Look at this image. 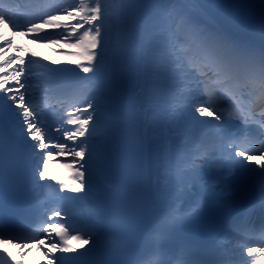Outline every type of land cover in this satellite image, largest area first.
Segmentation results:
<instances>
[{"label":"bare ground","instance_id":"1","mask_svg":"<svg viewBox=\"0 0 264 264\" xmlns=\"http://www.w3.org/2000/svg\"><path fill=\"white\" fill-rule=\"evenodd\" d=\"M11 1L5 0V3L11 5ZM43 1L39 0L25 10L27 20L21 21L17 27L29 25L31 21L39 22L44 19L43 15L63 14L62 8L74 2V0H52L53 2L44 8ZM197 1L206 7L214 8V11L225 6L217 0ZM75 2L78 3L79 0ZM229 13L233 15L230 22L236 23L237 30L232 31L228 28L220 32L256 53L264 49V33L259 26L258 14L251 9H231ZM106 14L108 13L103 12V15ZM111 14L116 25L113 26L109 21L104 23L103 31H110L112 28V33L110 37L103 38V47L97 49L100 53L99 63L94 64L95 73L90 72L94 73L92 77L94 81L96 80L93 84L87 83L84 86V81L88 80V77L73 65L74 57L67 55L77 53L78 49L68 47L63 42L36 43L27 36L17 37L15 40L18 45L22 44L28 49L27 53L30 56L27 60L34 61L26 66L29 72L34 73L31 78L37 86L35 91L38 92L40 102L52 94L55 100L61 99L65 104L77 101L75 105H80L83 109L91 102L95 108V111L88 108L87 112L83 113L85 116L89 113L94 116V122L89 124V133H86L89 137L91 158L85 157L89 160L88 179L92 186L91 193L85 196L84 193H71L67 190L60 192L61 183L70 181L74 175L73 169L78 165L69 168L59 162L51 161V156L47 164L49 181L45 179L41 181L37 176L36 183L33 184L30 175V182L34 185V190L38 191V197L43 201L47 211L67 208V205L72 206L74 210L82 208L90 215L86 224L95 225V230L92 232L95 243L90 238L88 245L83 249L78 248L74 253H56L55 256L61 264L63 261L78 264L97 250L100 242L98 232L102 223L105 224L108 220L113 198L114 172L119 159L120 143L126 133H130V137L135 140L138 164L150 208L149 215L156 221L162 222L184 217V212L192 208L194 195L219 199L231 192L223 189L222 181L245 170L229 163L228 151L224 149L221 140L235 138L242 131L241 129H248L252 125L249 119L257 118L255 111L264 108V83L258 72L250 67L241 68L227 77H212L214 82L210 86L209 97L201 93L203 83L195 91L192 90L193 86L189 83L191 77L187 74L190 69L182 53L184 50L180 45L176 46L173 38L181 24L180 11L173 0H129L124 4L116 0ZM198 15L203 17V13ZM136 22L140 31L134 28ZM197 29L215 32L202 28L200 22L197 23ZM60 31L62 30L46 28L41 35L46 40H54ZM26 41L31 43V46H28ZM175 46L178 47L176 52L178 54H175ZM31 53L37 55L32 57ZM17 55L19 53L11 49L6 51V56ZM52 61L58 63L53 64ZM51 68L72 69L75 74L72 72L53 74L48 71ZM6 74L0 72V75ZM79 87L82 88L80 94L74 99V93ZM206 102L224 113L226 124L221 121L222 127L217 128L216 121L211 117L197 116L195 121L193 120L194 105ZM26 103L31 106L28 100ZM243 110L249 113H244ZM77 115L80 113L75 112L74 116ZM58 118L62 120L60 123L62 131L57 132V136H62L65 129L75 127L67 125L66 119L60 117V114L51 115L48 121L53 123ZM200 120L208 122H196ZM19 129L20 124L11 114H7L3 121V131L14 137L32 170L36 167L29 147L32 141L25 135L21 138ZM84 139L85 137H80L76 143L79 144ZM49 151L56 150L50 148ZM260 151L261 148L253 149V163L247 166L249 169L261 163L259 155L255 154ZM201 152L203 155L198 159V154ZM206 155L208 158H205ZM231 155L235 157V152L231 151ZM214 156L216 157L211 159ZM68 158L73 159L71 155L62 157L63 160ZM235 159L242 158L235 157ZM193 162L197 172L195 176L192 174ZM213 164L214 167H211ZM210 189H215V192ZM64 196L80 199L69 203L60 200ZM178 209L181 211L177 212ZM52 223L50 222V225ZM57 223L62 226L66 224L65 221ZM74 232L75 230L70 234L74 235ZM40 240H44V244L37 248L36 245ZM50 240L58 244L61 242L60 237L52 232L51 228L30 245L24 244L23 248L20 245L0 242V249H3L0 251V258L11 259L14 256L16 260H23L27 264L47 262L48 257L43 253L53 251L50 248ZM260 240L259 245L246 246L238 255L235 248L228 247L224 242L220 244L229 252L231 259L235 260L233 264H252L253 257L247 255V248L264 247V237ZM77 243L73 242L72 246L76 247ZM8 253H11V256ZM81 253L86 254L81 255ZM254 257H256L254 264H264V255L254 254Z\"/></svg>","mask_w":264,"mask_h":264},{"label":"snow or ice","instance_id":"2","mask_svg":"<svg viewBox=\"0 0 264 264\" xmlns=\"http://www.w3.org/2000/svg\"><path fill=\"white\" fill-rule=\"evenodd\" d=\"M121 4L129 2V0H119ZM218 3L225 5L231 9L237 10H253L258 14L259 26L261 32L264 33V0H217ZM106 0H79L78 3L62 8L63 14H50L47 18L41 19L39 22L31 21L29 25L24 27H17L14 16L5 10V0H0V72L7 73L0 75V233L4 231L3 219V199L4 193L7 188L8 177V164H9V147L5 141L3 134V121L7 114L15 119L20 124L19 135L22 138L24 133L32 141L29 146L32 150L31 155L36 164L32 169L31 180L36 183V176L39 180L43 181L47 175L48 158L53 155L64 156L71 155L73 157L72 163L67 164L66 167L73 168V165H78L74 168V175L70 181L62 182L59 191L64 192L67 190L71 193H84L88 196L91 193V184L89 183V160L85 157L91 158V147L88 144L89 124L94 122L92 113L84 115L88 108H92L93 104L89 102L86 108H75L74 112L80 115H69L66 119L67 125L75 126L74 128L65 129L63 131L64 140L71 142V144L56 143L46 138L45 132L37 121L39 117L31 106L26 103L25 92L26 89V65L33 63L31 59H25V53L28 52L22 44L15 42L17 37L27 36L36 43H60L63 42L66 46L76 48L77 53H68L67 55L73 56L72 63L76 65L80 72L88 74L94 72V64L99 63L100 53L97 52L98 48L103 47V11ZM74 21V23H73ZM87 26V27H86ZM46 28L62 30L57 34L54 40H46L41 35L42 31ZM83 30V31H81ZM181 48L184 50V60L190 71L187 73L190 77V84L193 86V91L199 88L201 83H205L212 77H227L233 72L241 68H252L258 72L259 77L264 83V49L259 53L248 48L245 45L232 40L227 34L223 32H207L202 29H188L185 32L183 41L180 42ZM5 49H11L19 55L6 56ZM36 53H31L35 57ZM42 59V58H41ZM57 64V61H52ZM11 68V71H9ZM50 73L59 72H72V69H48ZM201 77L202 79H197ZM24 80L25 82H22ZM14 82L13 87L8 85ZM20 89H25L21 92ZM18 110V111H16ZM211 117L216 121L215 127H222L221 121L227 123V119L217 107L210 103H203L194 105L193 120L196 117ZM198 123H207L206 120L196 121ZM60 129H57L59 131ZM80 137H85L77 144ZM222 144H225V139L222 138ZM55 149V153L49 149ZM78 149V150H77ZM225 150L229 154V163L231 165H238L242 170L252 172L254 169H249L247 166L253 163V154L247 153L242 148H235L231 143L225 144ZM110 151V149H109ZM231 151L235 152V157L242 159H235L232 157ZM259 155L261 163L256 167L260 169L258 175L264 177V149L255 153ZM76 158H79L77 160ZM82 161V163H81ZM194 164V162H193ZM194 176L197 174L195 164L193 167ZM213 193L215 189H210ZM79 197H61V200L72 202ZM199 205H195L190 211L184 212L185 216H194L198 214ZM181 210H177L180 212ZM68 215L66 207L54 210L52 216L60 217L64 220ZM51 219V217H49ZM51 228L60 237V243L50 240V248L54 251L51 253L44 252L43 255L48 257L47 264H61L60 260L56 258V253H74L79 249H83L90 243V238L95 243V237L92 232L95 230L94 224H86L82 229L83 235H71V230L67 224L63 226L60 223L53 222L51 225H46L44 231L47 232ZM11 243L9 239L5 241ZM73 242H78L76 247H73ZM44 244V240L37 243V248ZM25 245L20 244L23 248ZM3 251V249H0ZM86 253H81L85 255ZM254 254L264 255V247H248L247 255L253 257L252 264H254ZM11 256V253H8ZM12 260L16 258L12 256Z\"/></svg>","mask_w":264,"mask_h":264},{"label":"rangeland","instance_id":"3","mask_svg":"<svg viewBox=\"0 0 264 264\" xmlns=\"http://www.w3.org/2000/svg\"><path fill=\"white\" fill-rule=\"evenodd\" d=\"M114 1L115 0H106V3L104 5V11H103L105 13H108L107 16L105 15L106 21L110 20L109 18H110L111 12L113 10V6L115 3ZM173 3H175V6L178 7V9L180 11V17H181V24L177 28V31H175V34L173 36L174 41L177 43L176 46H178L180 44V42L183 41V39H184V36L182 33L186 32V30H188V29H197V23L198 22L201 23V26L203 28L208 29V30H212L215 32H217V31L220 32L221 30L228 29V28L232 29V31L237 30L236 23L230 22V19H231V17H233V15H230L229 12L231 9L228 7L222 6L221 8H219L218 11H214V8L206 7L204 4H199L197 0H173ZM199 13H203V17H200L198 15ZM15 18H16L15 21H17L19 23L20 18H18L16 16H15ZM104 23L102 22L103 28L105 27ZM1 29L2 28H0V30ZM111 33H112V28L110 29V31H105V32L103 31V38L110 37ZM26 43L28 44V46H31V44L29 42L26 41ZM7 50L8 49H5V55H6ZM174 50L176 51L177 47H175ZM29 56L30 55L28 53H25V59L26 60L29 58ZM73 65H75V64H73ZM25 67H26V77H27V79H26L27 91L25 92V89H20V91L25 92V100H28L31 103H34L36 101V98H37V92L35 91V88H37V86L31 78V76L34 75V73L29 72L28 66H25ZM9 71H11V69ZM94 73L85 74V76L88 77V80L84 81V86L87 83L93 84V82H96V80L94 81L93 77H92V75ZM213 82H214V79H209L205 83H203L204 85L202 86V92L201 93L203 95H205L206 97L211 96L209 93V90H210V86L212 85ZM8 86L9 87L15 86L14 82H11ZM84 86H82V88H84ZM82 88L80 87V89H82ZM77 107L81 108V106H78V105L76 106V108ZM47 111H52V109L47 110ZM68 114L74 115L75 112L72 109L65 116H69ZM37 116L39 117V115H37ZM176 117L180 118V116H178V115H176ZM43 122L44 121L42 119L40 123H42L41 124L42 129L44 130L46 138L48 140H51V141L56 142V143H67L68 142L66 140L63 142V139H64L63 135L57 136L56 131H47L48 125L45 122L44 123ZM62 157L63 156L53 155V156H51V161L59 162L63 165L71 164V162L73 160L72 158H68L66 160H63ZM45 178H46V180H48L50 178V176L46 175Z\"/></svg>","mask_w":264,"mask_h":264}]
</instances>
